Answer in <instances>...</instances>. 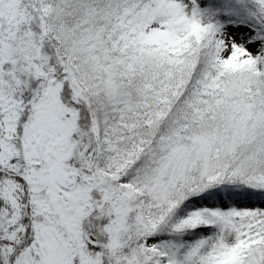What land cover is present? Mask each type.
Returning a JSON list of instances; mask_svg holds the SVG:
<instances>
[{
  "label": "snow or ice",
  "instance_id": "obj_1",
  "mask_svg": "<svg viewBox=\"0 0 264 264\" xmlns=\"http://www.w3.org/2000/svg\"><path fill=\"white\" fill-rule=\"evenodd\" d=\"M0 264H264V0H0Z\"/></svg>",
  "mask_w": 264,
  "mask_h": 264
}]
</instances>
